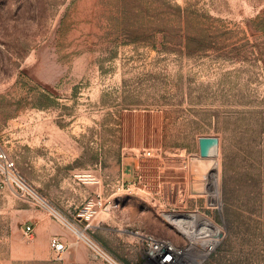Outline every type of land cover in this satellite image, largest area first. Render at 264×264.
I'll use <instances>...</instances> for the list:
<instances>
[{
	"label": "rangeland",
	"instance_id": "1",
	"mask_svg": "<svg viewBox=\"0 0 264 264\" xmlns=\"http://www.w3.org/2000/svg\"><path fill=\"white\" fill-rule=\"evenodd\" d=\"M0 145L59 213L6 189L0 264H107L75 228L151 264L141 234L193 243L175 213L218 226L193 264H264V0H0Z\"/></svg>",
	"mask_w": 264,
	"mask_h": 264
},
{
	"label": "built area",
	"instance_id": "2",
	"mask_svg": "<svg viewBox=\"0 0 264 264\" xmlns=\"http://www.w3.org/2000/svg\"><path fill=\"white\" fill-rule=\"evenodd\" d=\"M151 153V151H145L144 155H150ZM187 164L188 163H185V166H187ZM29 188V185L19 175L14 159H12L9 153L0 145V195L6 189H11L21 197H25L29 194L33 198L38 199V194L34 191L36 193L34 195V193L30 191L31 188ZM40 204L49 210V208H47L48 205H50L48 202L40 199ZM97 205L98 201H92L89 203L87 210H89L92 214H96L97 209L95 206ZM107 209H110L109 205L106 206V210ZM51 212L54 213L53 211ZM67 226L70 227L69 224H67ZM26 232L31 237L33 233L32 227L27 226ZM141 240L145 243L147 261L151 262V264H176L177 259L181 255L184 248L177 246L171 240L156 237L152 234H141ZM84 241L97 258L102 259L107 264H121L108 249L96 241L85 236ZM50 247L57 260L63 259L64 253L68 250V244L57 235L51 237Z\"/></svg>",
	"mask_w": 264,
	"mask_h": 264
},
{
	"label": "bare ground",
	"instance_id": "3",
	"mask_svg": "<svg viewBox=\"0 0 264 264\" xmlns=\"http://www.w3.org/2000/svg\"><path fill=\"white\" fill-rule=\"evenodd\" d=\"M199 167H198V172H208V176L211 174L212 179L210 178L211 182L215 179L216 181L212 182V186H211V190L212 192H214L216 190L219 191V179H216L218 174V163L216 162V159H214L213 157H209V156H202L199 159ZM199 174V173H198ZM196 174V175H198ZM197 178L194 177V179ZM30 187V186H29ZM31 188V187H30ZM29 188V189H30ZM30 191L32 193H34V195L36 194L34 192V190L31 188ZM218 194V192H217ZM38 198H40L42 201L47 202L44 198H42L41 196H38ZM215 202V201H214ZM49 210L54 211L56 213H58L55 208H53L51 205H48ZM59 214V213H58ZM170 218L173 222H175L182 230L183 232L186 234L187 237H189V239H191L193 241L192 245H190L189 247L183 248V251L181 253V255L179 256V258L177 259V263L176 264H193V257L196 254V252H198V249L196 247V236L193 233V229H194V223H198V221L203 224L206 225L208 224V226L210 227V235H213V231H216L218 226L213 223V221L210 218H204V216L199 215H192V214H181V213H175L170 215ZM203 225L199 226V228H204ZM76 229V233L84 239V235L83 233L80 234V230ZM221 230H219L218 232H220ZM215 238L211 237L209 239V241L207 243H205V238L202 237V239H200L201 243H199L203 248L199 250L200 254L203 253H209L211 251H213L215 249ZM199 254V255H200ZM188 260H191V262H189Z\"/></svg>",
	"mask_w": 264,
	"mask_h": 264
},
{
	"label": "crops",
	"instance_id": "4",
	"mask_svg": "<svg viewBox=\"0 0 264 264\" xmlns=\"http://www.w3.org/2000/svg\"><path fill=\"white\" fill-rule=\"evenodd\" d=\"M74 158L71 160V158H68V159H61V158H59L57 161H54L55 163H54V165H55V167H59V170H53V173L52 174H54L55 175V172H57V174L58 175H60L59 176V181L62 183V184H64V182H63V176H61V175H63V174H61L62 172H68V175H70V174H74V172H75V163H74ZM64 167V166H66V167H68V169L67 170H61L60 169V167ZM71 167H73L72 168V170H71ZM56 174V176H58ZM62 187V186H61ZM46 222H50L49 220H48V218L46 217V215L44 214V213H42V212H40V232H43V230H44V224L46 223ZM38 226H39V224L37 225V227H36V229L38 228ZM57 232L56 231H52V234H56ZM54 236V235H53ZM66 242V241H65Z\"/></svg>",
	"mask_w": 264,
	"mask_h": 264
}]
</instances>
